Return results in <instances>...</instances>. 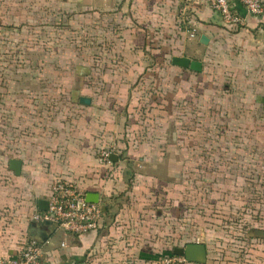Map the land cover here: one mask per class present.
Returning <instances> with one entry per match:
<instances>
[{
    "label": "rangeland",
    "instance_id": "1",
    "mask_svg": "<svg viewBox=\"0 0 264 264\" xmlns=\"http://www.w3.org/2000/svg\"><path fill=\"white\" fill-rule=\"evenodd\" d=\"M119 23L116 17L59 0H0V190L11 188L17 202L24 184L9 170V145L19 133L30 137L43 128L59 138L72 135L73 126L83 120L73 110L78 102L73 90L98 94L124 89L130 95L135 89L140 95L135 101L141 98L137 105L157 104L159 97L153 94L162 98L167 91V74L175 72L167 66L183 48L158 42L139 54L123 47ZM132 50L155 60L153 80L124 78ZM168 76L173 81L176 75ZM236 91L234 109L204 112L208 122L202 129L194 97L188 99V112L180 110L184 102L179 98L169 119L159 120L156 112L155 127L122 122L108 129L97 153L111 150L121 163L108 168L117 171L120 186L103 195L106 220L100 230L107 238L100 254L105 264H136L142 254H162L198 239L223 261L248 264L258 255L257 245L264 241L253 238L251 230L264 228V118L245 110L242 88ZM119 138L131 144H120ZM30 141L27 152H35ZM166 205L175 225L170 231L184 232L182 241L160 236L167 231ZM2 207L0 198L1 213H6L5 220L0 213V225L12 223L11 208ZM19 232L24 238L28 234Z\"/></svg>",
    "mask_w": 264,
    "mask_h": 264
},
{
    "label": "crops",
    "instance_id": "2",
    "mask_svg": "<svg viewBox=\"0 0 264 264\" xmlns=\"http://www.w3.org/2000/svg\"><path fill=\"white\" fill-rule=\"evenodd\" d=\"M59 1L73 8L80 5L91 13H104L116 17L120 21L118 29L124 34L121 40L123 47L132 48L139 54L142 51L140 49L144 51L145 48L154 47L158 42H168V45L179 46L183 50L173 55L170 65L167 66L175 70L167 74V83L163 87L167 93H162V98L153 94V98L159 97L157 104L137 105L141 98L135 101L140 96L135 89L131 90L130 95H125L124 89H121V93L118 91L98 94L82 93L81 95L91 97L92 102L90 105L75 102L76 106L73 110L83 114V120L81 126L77 128L73 126L74 132L69 137L59 138L57 134L53 135L49 128H43L42 132L30 137L19 133L17 142L9 145L8 150L13 155L7 159L9 170L13 171L14 176L20 178L19 180L24 184L22 185L24 191L20 189L21 193L17 202V198H14L17 193H13L14 196H12L11 188L7 186L5 188L7 191L0 190L3 193L0 194L2 209L6 211L5 206H9L12 211L10 214L13 216V218L9 217L12 223L9 220V223L0 225V227L3 226V229H0V255L18 253L26 238H30L29 230L34 222L32 213L38 207L40 199L48 198L50 187L56 178L72 179L86 193L98 192L102 196L120 186L117 171L110 173L108 168L120 165L121 158L119 161L108 164L100 159V150L98 153L96 150L107 141L109 128L121 127L122 122L123 125H129L127 127H131L130 124L133 125V122L134 127L151 124L155 127V119L158 116L156 112L161 113L159 120L162 117L163 120L169 119L171 112H174L177 98L184 102V104L180 103V110L188 112L189 104L192 105L189 101H192L194 97V108L198 116L197 127L202 129L208 122L204 120V112L211 111L217 114L219 110L230 112L234 109L232 107L230 109V106L235 105L236 90L240 88L247 102L244 109L248 112L258 111L261 118H264V15L249 13L240 0H232L235 9L243 18V23L235 27H229L217 11L201 0ZM191 33H195L194 38L190 37ZM203 34L207 36V44L201 42ZM133 54L129 59L127 58L129 63L125 66L130 69L127 70L124 78L128 80L137 77V79L153 80L157 76L154 72L155 60ZM174 56H187L199 60L203 64V69L193 71L190 68L175 65L172 62ZM164 60V58L161 59V61ZM170 74L176 75L173 81L168 76ZM28 140H31V145L32 143L36 145L35 152H27L25 143H28ZM126 141L129 142L128 139ZM126 141L124 138L117 139L120 144H126ZM12 158L23 161L20 175L10 168L9 162ZM166 209L167 205L164 212L165 215L168 213V217L165 216L163 220V224H167V231L159 232L160 236L164 240L182 241L180 238L184 232L170 231L175 225L170 215L171 210ZM1 215L5 220L6 213ZM23 229L28 233L25 238L19 232ZM58 230H62V233L56 236ZM252 237L264 241V238ZM106 238L107 234L101 230L76 236L58 228L44 243H41L43 264H105V258L100 253L103 251L102 245ZM199 242L207 246V262L184 261L179 264H242L231 258H225L223 261L213 250L211 251L206 241L200 239ZM186 244H188L187 241L185 244H175L162 254L173 255L175 247H183ZM257 248L261 251H255L258 255L248 264H264V245H257ZM153 254L158 256L159 253L153 252ZM145 260L141 256L138 263Z\"/></svg>",
    "mask_w": 264,
    "mask_h": 264
},
{
    "label": "built area",
    "instance_id": "3",
    "mask_svg": "<svg viewBox=\"0 0 264 264\" xmlns=\"http://www.w3.org/2000/svg\"><path fill=\"white\" fill-rule=\"evenodd\" d=\"M217 11L229 27L243 23L242 16L235 9L232 0H201ZM245 9L254 15H264V0H240ZM191 38L195 33H191ZM111 150L103 149L100 159L112 163ZM87 193L72 179L56 178L50 187L47 200V210L35 208L32 220L37 222L54 221L58 228L73 235L80 236L100 230L106 220V206L103 196L97 202L87 200ZM199 242V239L197 240ZM64 245V243H62ZM187 261L182 255L162 254L155 260H145L140 264H179ZM0 264H43V249L41 243L32 238H26L21 250L16 254L0 255Z\"/></svg>",
    "mask_w": 264,
    "mask_h": 264
},
{
    "label": "water",
    "instance_id": "4",
    "mask_svg": "<svg viewBox=\"0 0 264 264\" xmlns=\"http://www.w3.org/2000/svg\"><path fill=\"white\" fill-rule=\"evenodd\" d=\"M201 42L207 44V36H201ZM173 64L190 68L193 71H202L203 64L199 60L192 59L187 56H174L172 59ZM74 100L78 101L83 105H90L92 98L89 96L81 95L80 90H73ZM119 156L117 154L111 155L112 161H118ZM23 161L18 158L10 159L9 165L10 168L15 171L17 175L21 174ZM100 194L98 192H89L86 197L87 200L91 202H97L99 200ZM49 207V201L47 199H40L38 201V208L40 210H47ZM58 229V223L54 221H34L29 230V237L35 239L39 243H44L51 235ZM251 236L264 238V229H253L251 231ZM173 253L176 255H182L190 262L206 263L208 259V250L207 246L204 243L193 242L188 243L183 247H175Z\"/></svg>",
    "mask_w": 264,
    "mask_h": 264
},
{
    "label": "trees",
    "instance_id": "5",
    "mask_svg": "<svg viewBox=\"0 0 264 264\" xmlns=\"http://www.w3.org/2000/svg\"><path fill=\"white\" fill-rule=\"evenodd\" d=\"M158 256H160L161 254H157ZM143 258H145L146 260H152V259H155L157 258L158 256H156V254H153L151 253V255H148V254H142L141 255Z\"/></svg>",
    "mask_w": 264,
    "mask_h": 264
}]
</instances>
